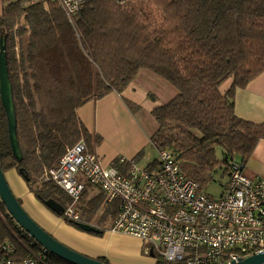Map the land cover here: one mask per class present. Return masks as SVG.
<instances>
[{"label":"trees","instance_id":"16d2710c","mask_svg":"<svg viewBox=\"0 0 264 264\" xmlns=\"http://www.w3.org/2000/svg\"><path fill=\"white\" fill-rule=\"evenodd\" d=\"M2 1L0 39L7 38L23 159L13 155L0 97V166L4 174L24 170L30 192L44 207L48 200L65 208L71 203L58 186L43 182L45 173L79 141H85L89 152L101 142L77 111L113 92L123 93L143 71L177 93L152 112L158 125L152 147L170 151L204 191L218 170L225 166L223 176H228L232 163L246 165L264 141V124L235 113L237 90L264 73V0H130L125 5L94 0L74 25L55 4ZM230 78L233 84L223 94L221 87ZM121 165L128 168L130 163ZM159 165L155 160L148 167ZM91 189L86 187L78 204L84 223L90 224L102 207V218H115L117 205H108L101 192L89 198ZM50 212L81 231L64 215ZM5 242L21 257L28 253L26 247L43 249L0 202V246ZM46 257V264H68L51 254ZM98 260L110 264L106 258Z\"/></svg>","mask_w":264,"mask_h":264},{"label":"built area","instance_id":"2783aa9c","mask_svg":"<svg viewBox=\"0 0 264 264\" xmlns=\"http://www.w3.org/2000/svg\"><path fill=\"white\" fill-rule=\"evenodd\" d=\"M93 1L28 0L26 5L55 4L74 25ZM114 1L125 5L130 0ZM159 163L150 169L131 162L121 172L105 166L81 140L42 180L71 198L64 216L76 223H84L78 204L86 187L101 192L108 205H117L110 232L141 240L144 253H153L162 264H232L264 253V176H250L245 164L232 163L222 196L216 199L182 171L170 151L159 152ZM26 248L21 257L11 243H3L0 264H46V250Z\"/></svg>","mask_w":264,"mask_h":264},{"label":"crops","instance_id":"0c3cea01","mask_svg":"<svg viewBox=\"0 0 264 264\" xmlns=\"http://www.w3.org/2000/svg\"><path fill=\"white\" fill-rule=\"evenodd\" d=\"M176 95V91L165 81L143 71L123 93L113 92L98 101L90 102L81 107L77 114L88 132L94 138H101L100 144L95 147V153L101 157L104 165L114 166L120 161L118 169L126 172L127 168L121 165L123 160L126 163L135 162L139 166L142 165L140 166L142 168L148 167L155 160L159 161V152L154 160L151 155V150H155L151 145V136L158 129L152 112L167 105ZM126 102L132 103L137 108L136 112L132 111ZM235 113L245 121L264 124V73L247 88L237 90ZM246 170L250 176H264V141L258 144L246 164ZM10 173L21 187V191L19 189L18 192L22 197V203L45 227L51 228L49 231L54 236H58L52 221H57L56 223L61 221L63 225L65 223L56 219L57 217L35 198L16 170ZM64 227L77 233L73 227L67 225ZM102 236L108 244L105 251L84 249L77 242L68 245L89 257L106 258L110 264H149L142 257L145 245L141 240L110 231H106ZM130 238L138 242L135 248L131 249L125 245Z\"/></svg>","mask_w":264,"mask_h":264},{"label":"water","instance_id":"95a60500","mask_svg":"<svg viewBox=\"0 0 264 264\" xmlns=\"http://www.w3.org/2000/svg\"><path fill=\"white\" fill-rule=\"evenodd\" d=\"M7 38L1 37L0 39V97L2 106L5 110L8 133L11 149L14 157L18 161H22L23 156L20 148V143L17 135V115L16 107L14 103L13 85L9 76V67L7 59ZM20 175L25 181H29L28 175L24 170L19 171ZM0 199L4 204L9 216L15 221V223L28 234L37 244H39L49 254L67 262L68 264H105L98 259L91 258L74 251L67 247L65 244L59 242L48 232H46L39 224H37L33 218L25 211L21 203L15 197L6 175L0 166ZM44 205L47 209L52 211L58 216H63L65 207L59 204L55 200L44 201ZM77 228L85 233L91 234H103L104 231L86 223H74ZM150 257H155L151 253ZM232 264H264V253L253 255L246 259H242L237 263Z\"/></svg>","mask_w":264,"mask_h":264},{"label":"rangeland","instance_id":"374dc122","mask_svg":"<svg viewBox=\"0 0 264 264\" xmlns=\"http://www.w3.org/2000/svg\"><path fill=\"white\" fill-rule=\"evenodd\" d=\"M4 5H6L2 0H0V14L3 10ZM233 84V78H230L229 80H227L221 87V92L224 94L226 93L230 87ZM151 155L153 156V160L156 159L158 157V152L157 150H151ZM217 156L219 158V161L222 162L223 161V155H222V150L218 149L217 151ZM142 166V165H140ZM225 168V166H223V169ZM223 169L218 170V172L215 173L214 175V181L208 185V187L205 189V192L207 194H209L210 196L218 199L222 196L223 193V186L226 185V183L228 182V176H223ZM6 178L8 180V183L15 195V197L18 199V201H21V195L19 194L21 191V187L19 185V183L17 182V180L14 179V176H12V174L9 172H6ZM99 191L95 190V189H91L89 191V198L91 197H95L96 195H98ZM22 202V201H21ZM23 208L25 209V211L31 216V218H33V220L39 224L46 232H48L51 236H53L55 239H57L59 242L65 244L67 247L71 248L70 243L73 242H77L80 247L84 248V249H89L91 251H96V250H100V251H105L108 248V244L106 243V240L104 238V236H101L99 234H91V233H85L83 231H79L76 230V232L78 233H74L71 232L70 230L66 229L62 224L61 221H59L58 223L52 221L53 225L55 226V231L58 232V236H54L51 231V228L49 229L48 227H45L40 220H38L31 212L30 209L27 208L23 203H22ZM104 207H102L99 212L96 214V216L92 219L91 221V225L101 229L104 231V233L106 231H110V226L112 223V220L114 218H102V216L104 215L105 212ZM59 219V218H56ZM83 220H86L85 218H82ZM61 220V219H59ZM50 230V231H49ZM134 238H130L127 239V242H125V245L132 248H135L136 245L138 244V242H136L135 240H133ZM111 248V247H109ZM72 249V248H71ZM74 251L80 253L79 251H77L76 249H73ZM83 254V253H81ZM85 255V254H83ZM87 256V255H86ZM142 257L143 260L145 262H148L149 264H157L159 262V258L157 256L155 257H150L149 255H145L144 254V248L142 249ZM92 258V257H91ZM98 259V258H95Z\"/></svg>","mask_w":264,"mask_h":264},{"label":"flooded vegetation","instance_id":"af4514ba","mask_svg":"<svg viewBox=\"0 0 264 264\" xmlns=\"http://www.w3.org/2000/svg\"><path fill=\"white\" fill-rule=\"evenodd\" d=\"M56 217V216H55ZM60 219V218H59ZM63 222H64V220L63 219H61ZM65 223V222H64ZM65 225H67L66 223H65ZM68 226V225H67ZM104 234V233H103ZM102 235V234H101Z\"/></svg>","mask_w":264,"mask_h":264}]
</instances>
